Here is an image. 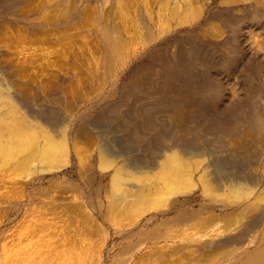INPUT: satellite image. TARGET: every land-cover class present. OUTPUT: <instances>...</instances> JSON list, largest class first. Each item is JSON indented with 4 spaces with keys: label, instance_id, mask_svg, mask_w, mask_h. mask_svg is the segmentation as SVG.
Wrapping results in <instances>:
<instances>
[{
    "label": "rangeland",
    "instance_id": "374dc122",
    "mask_svg": "<svg viewBox=\"0 0 264 264\" xmlns=\"http://www.w3.org/2000/svg\"><path fill=\"white\" fill-rule=\"evenodd\" d=\"M125 1L127 16L120 15L118 0H0L2 65L16 90L29 98L28 103L36 99L43 102L42 117L47 123L33 121L20 110L29 122L39 123L34 124L38 136L33 137L31 147L26 146L25 137L26 148L14 153L16 160L12 157L3 162L0 264H247L252 257L248 249L255 248L257 237L264 234V215L259 216L255 206H242L238 210L249 208L250 213L225 233L230 246L222 249L200 244L204 237L197 234L198 224H215L216 219L231 216V209L223 212L210 206L215 204L200 193L180 196L172 206L161 203L156 210L151 209L153 215L130 219L132 209L112 214L111 176L102 173L99 139L92 132L93 123L101 122L107 113L125 106L127 114L142 117L149 109L143 108L144 104L152 105L145 98L157 102L153 93L170 79L174 81L172 94L179 90L195 97L207 96L208 108L197 111L194 125L202 120L206 128L212 126L210 133L225 137L227 130L240 126L241 119L243 126L238 128L253 140L255 129L250 125L258 113L264 116V108H237V120L212 108L226 98L222 88L231 87L244 75L251 82L249 101H255L256 84L261 83L260 77L264 79V65L250 42L264 46V0ZM213 28L221 31L219 37L214 36ZM175 49L176 58L184 52L188 59L179 66L189 70L184 77L174 73L177 60L175 53L172 59L171 52ZM156 68L165 76L157 75ZM34 101L28 107L37 114ZM69 139L72 150L68 158L63 152L52 161L56 168L50 169L46 151L51 143L60 146L62 142V147ZM257 147V153L249 157L251 161L241 163L240 173L259 178L264 172V142ZM33 150V161L26 159L24 168L13 170ZM226 166L219 170L224 181L231 178L227 176L233 172L229 167L234 163ZM180 229L186 230L182 236ZM235 245L241 247L232 253Z\"/></svg>",
    "mask_w": 264,
    "mask_h": 264
},
{
    "label": "bare ground",
    "instance_id": "6f19581e",
    "mask_svg": "<svg viewBox=\"0 0 264 264\" xmlns=\"http://www.w3.org/2000/svg\"><path fill=\"white\" fill-rule=\"evenodd\" d=\"M118 1H119L118 11L120 15L122 16L129 15L126 13L127 12L126 10L129 8L127 6L126 1L125 0H118ZM257 3L258 2H256V4ZM174 6L177 7L175 4ZM186 10L187 9H185V11ZM215 28H217V26ZM215 28H213V32H215L214 36L217 35V37H219L221 31L219 33V29L217 30ZM114 42L117 43L116 41ZM132 42H134V40ZM250 43L252 45L251 48L254 50L255 55H257L261 60L259 61V63L264 65V46L262 42L258 43L251 41ZM0 47H2L1 44ZM176 49L175 51L171 52L172 59H173L172 53L174 54L178 50ZM119 50L122 51V49ZM190 52L187 53L186 51V54H191L192 52L191 53ZM1 54L2 51L0 50V175L4 165L3 162L5 163V161L7 160L15 158L13 157L14 153L19 154L20 150L23 151V149L26 148L24 145V138L26 137L30 139L29 141L27 139L26 141L27 143L25 144H27L26 146L31 147L34 141L33 137L35 135L38 136L37 130L35 129L36 127L34 125L36 123L29 122L21 114L20 110L23 109L31 120L33 121L40 120L39 122L40 124L41 121L43 124L46 123L43 120L44 118L42 117V110L44 109V106L42 104L43 102L40 103V101H38L37 99L35 101L33 100L37 104V108H38L37 114H33V109L28 107V105H30L31 102L29 101L28 103L27 99L29 98L26 99V96L23 97L16 90L14 84L11 83L9 76L7 75L6 72V67L2 65L3 59ZM177 55L178 53L175 55V58L177 57ZM182 55L180 59L179 58L175 59V61L176 60L177 61L176 64L173 65L175 66L174 73H176L178 76H183L184 73L186 74L189 71L188 68L186 67L183 69L181 68L179 69V66L186 64L185 62L186 58L184 57V52H182ZM192 68L193 67H191L190 71H192ZM158 71L160 72L159 68L157 69V72ZM158 73L157 75L160 76L162 75L161 73L159 74ZM151 75L152 74H150V76ZM153 76L155 77V75ZM244 76L240 77L239 80L235 81V83L231 87L222 88V93H223L222 96H226V98L220 97L222 98L221 101L218 104L215 103V105H213L212 108H218L217 109L218 112L222 111L223 113H225L226 116L227 115L230 116L231 119H235L238 117L237 108H247L246 111H250V108H259V109L264 108V79L260 77L261 83H259V85L256 84V86H258V92L255 99H253L255 101L250 102L249 98H250V94H252L250 90L251 82ZM139 78H143V77H139ZM165 78L167 79V77ZM142 82L143 81H141V83ZM156 84H157L156 87H158V83ZM161 84L162 85L160 86V88L162 87V89L159 92L158 91L154 92L152 89H148L149 91L152 90L154 92L153 95L154 98L157 100V102L150 100L151 98L149 97L145 98V99H149L146 101H149L152 105H149L148 102L145 101L146 102L145 103L143 101L145 103L143 108L145 109L149 108V109L146 111L144 110L145 112L143 113L142 117L139 116L140 118H138L133 113L127 114L126 113L127 108H125V106L124 107L121 106L120 108H118L119 107L118 106L114 111L107 113L108 114L107 116L105 117L103 116L104 118L103 119L101 118L102 119L101 122H99L98 120L96 122L94 121L95 123H93L92 132H94V134H96V136L99 139L100 168L104 170V172L102 173L111 176L110 190L112 191L110 193L109 200L112 204V209H113L112 214L120 215L121 211L123 212L124 210L132 209L131 212L129 211L130 214H128V217H131L130 219H134V217H140L143 214L153 215L155 212H153L151 209L156 210V208L160 206L161 203H162L161 206H166V205L172 206V204L175 203L180 196L189 197L196 193H200L203 196H208L212 200L213 204H215L210 206L219 208L223 212H228V210L231 209V211H229L231 216L225 219H221L223 217L222 216L220 219H216L217 221L215 224L214 223L210 225L207 224L204 226L198 224L197 234H199L200 232L202 234V235L200 234V236L204 237V239L200 236H199L200 238L197 237L196 238L198 240H201L202 238L201 240L202 243L200 244L204 245L205 247L222 248V249L227 248L232 243L228 241L229 238L225 233H229V231L233 229L232 227L235 224L242 223L241 221L247 218L250 213L249 208H245L241 210L239 209L240 211L238 210V208L242 206H251V207L255 206V210L258 211V215L259 216L262 215V217L264 215V172L258 174L259 178L250 177L249 173L248 175L242 172L240 173V166H242L241 163H243L244 165L246 159L251 161V158L249 157L255 155L258 151L257 143L264 142V116L258 113L255 119L253 118L254 120L252 121V125H250L253 129H255V139L253 140H250L248 137L245 136L243 131H240L241 129L240 126L241 123L243 122L240 121L241 119L239 120L240 126H238L240 129L238 127H233L230 130H227L225 137H223L221 134L219 135V133L218 134L210 133L209 131L212 130L211 129L212 126L206 125L207 127H210V128H206L201 124L202 120L199 121L200 123L197 127L194 125L197 111L198 110L202 111V108H208V105L206 104V102L207 103L209 102L206 101L207 96H202L201 98L195 97L194 95L191 94L188 95L187 92L184 90L183 91L186 92L185 93L186 96L185 94H183L184 92L179 93V90H176L175 93L172 94L170 92L174 90L172 89L174 86V81L170 79H168L165 83H161ZM151 85L153 86L154 84L151 83ZM131 93L133 92L131 91ZM136 93H138V91H136ZM129 95L131 96L130 99H133L132 95L131 94ZM199 102L202 105H199L196 108V104ZM191 103H193V105ZM16 106H19V108H17ZM141 108L142 107L140 105L139 110ZM124 113L127 114L126 115L127 119H125L126 116L125 118H123ZM59 136L58 138H60ZM204 137H206V139H204ZM234 138H238L239 141L233 140ZM70 139L69 141H67V143L69 142V144L65 142L66 145L64 144L62 147H61L62 142L61 145L59 143L60 146H58V144L52 145L51 143V147L46 151L48 156L45 155L48 158V161L51 162L49 163L51 166L50 169L53 170L54 168H56L54 165H52V161L54 159H57V157H59L60 154L62 155L63 152L66 153V157L68 158L69 152L72 150ZM210 139L215 140L212 141L214 143H212ZM16 141H19V143L17 142L18 145L13 146L15 145ZM248 143H250V147L247 146ZM46 144L47 143H45L44 145ZM35 145L34 148L37 147ZM38 151H36L35 149L37 155H38ZM35 152L33 150V152H31L33 155L31 153L29 154L30 157H24V159L22 160L19 159L20 162L18 161V164L14 166L13 170L24 168L25 162H28L26 161V159H29L30 162L33 161L32 159L35 158L34 156H36ZM41 158L42 157H40V159ZM252 158L255 159V157ZM230 162L234 163V166L229 167L231 168V170H233V172L227 176V178L228 177L231 178H228L224 181L223 179H221L222 176L219 175V170L223 171L225 167H228L226 165H229ZM32 166L34 165L32 164ZM27 167H29V165ZM235 167L239 169V172L236 171L237 169ZM247 167L248 166H246V168ZM26 176H28V174ZM214 217L217 218L216 216ZM222 222L223 224H221ZM181 230L182 229H180V231L178 230L179 235L182 233L183 234L186 233L185 229L183 231ZM188 232L189 231H187V234ZM242 238L245 237L243 236ZM257 238L259 240V243L255 245V248H252L251 250L248 249L247 251V253H251L249 255L252 256L247 261V264H264V234ZM238 240H240V238ZM254 241L255 239L253 240V242ZM240 247H236L235 245L233 250L231 248V252L233 253L234 251L239 250Z\"/></svg>",
    "mask_w": 264,
    "mask_h": 264
}]
</instances>
